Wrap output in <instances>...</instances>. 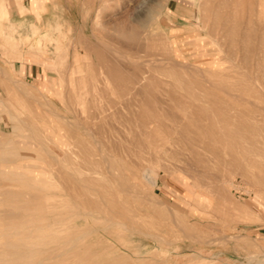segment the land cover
<instances>
[{
  "label": "bare ground",
  "instance_id": "1",
  "mask_svg": "<svg viewBox=\"0 0 264 264\" xmlns=\"http://www.w3.org/2000/svg\"><path fill=\"white\" fill-rule=\"evenodd\" d=\"M174 1L177 0H144L138 5L134 15L139 19L147 3L150 5L146 10L149 11L148 14L154 12L156 15L153 16L160 18L156 24L162 23L164 10ZM259 7L264 10V0H200L198 4L201 13L199 19L206 34L213 35L212 29L220 28L217 50L226 55L244 53L242 58L228 57L224 54L213 58L208 49L195 48L193 51L196 53L190 56L194 62H187L182 55L184 50L173 46L163 31L157 30L152 33L154 25L151 24L152 32L150 35L146 34L148 35L146 40H152L161 46L167 54H161L163 55L161 58L158 54L159 57L155 59L157 55L152 56L153 53L149 52L148 56L145 52L149 60L151 56L154 58L151 57L152 59L148 61V57L145 56L147 61L142 58L144 62L141 63L137 58V55H140L139 51L135 54L131 53V50L141 47L137 48V45L144 41L139 40L140 36L145 38V35H139L141 30H138V33L136 30L141 29L142 23H139L140 27L136 25L131 33L126 29V32L130 33L128 35L125 26H121L120 37L130 38L126 40L132 39L138 44L133 45L134 42H131L133 45L131 47V44L128 46V42L126 46L124 43L127 42L122 39L119 48L106 44L102 47L97 44L86 47L89 60L87 81L90 83L87 87L89 91L86 89L89 94L87 100L82 95L84 78L81 81L75 78L71 82H65L63 80L65 75L60 72L59 80L55 81L58 88L51 94L45 88V85L51 82L46 77L47 74L41 76L39 87L32 85L30 87L24 81L13 78L7 69L0 66V76L16 87L23 98L6 106L13 134L6 138L5 143L9 150L5 151L11 157V160L8 158L10 165L22 169L23 175H28L24 176L22 183H18L22 187L20 191L8 189V185L7 190L1 191L3 195L0 194L4 199L6 197L5 208L0 210V221L3 220L6 224L4 230L19 236L18 241L8 240L3 244L5 249L0 251V262L57 264L72 257L73 264H97L91 257V248L104 246L105 241L99 238V234L107 232V227L118 225L125 230L138 229L131 222L136 219H131L132 215L134 217L140 215L133 212L135 207H131V201L146 199L161 204L157 195L155 198L147 194L137 184L142 175H145V171H151L154 151L159 155L169 151L175 156L185 150L187 156L184 162L188 169L183 173L189 179L195 180L192 184L196 186L202 178L205 182H212L213 176L210 175L208 168L214 162L212 159L218 155L216 146L223 144L228 149L226 154L228 157L231 156L228 160L231 170L234 174L243 176V165L238 164L240 161L231 151L247 150L252 139H249V134L253 132L251 137L254 138L256 129L260 128L257 131L261 133L264 130V104L262 106L258 102L264 99V20L263 14L257 15L259 12L263 13ZM97 11L95 17L99 18L101 11L99 9ZM213 13L216 15L215 21L212 19ZM151 17L148 16V19ZM194 31L195 29L191 30V35H195ZM254 40H257L258 46L255 45L257 49H253L256 43ZM250 44L253 45L252 48L249 47ZM24 46L25 53L31 55L35 52L42 64L49 67L58 65L60 69L69 71L68 67L64 66L66 51L61 46L58 47L60 53L55 59H46L44 54L46 47L36 35L27 34L24 37ZM141 48L143 52L144 48ZM252 52L257 56L253 58V63H250L252 59L248 57ZM132 55L136 56V59ZM11 57L21 59V55L11 54ZM248 61L250 64L246 63ZM212 68H218L216 74H213ZM249 68H253L254 71L249 72ZM231 70L234 71L233 74ZM69 75L73 76L74 73L70 71ZM215 76L217 78L226 76L228 81L223 77L225 83H221L220 80L218 82V79H213ZM233 78L235 82H232V85L229 80L233 81ZM226 82L230 84L227 85ZM181 93L185 94L186 98L180 97ZM50 94L59 100L61 106L50 98ZM113 94L122 97L121 101L127 96V101L115 103L110 98ZM102 100L107 103L103 104ZM133 103L136 109L131 105ZM172 103L187 104V107L175 113ZM224 103L229 104L232 114L223 112L221 106H224ZM152 107L159 109L160 115L150 114L149 108ZM253 125L257 127L253 128ZM19 129H24L25 133L28 131V134L15 136ZM15 137L34 143L33 146L36 145L43 153V155L40 153L44 157L43 162L27 160L17 162L16 157L34 159L38 156L18 155ZM252 140L251 143L255 142ZM260 142L261 140L258 143L261 144ZM254 146L260 148L258 144ZM25 147L22 146L20 149ZM26 148L25 150H28L29 147ZM259 148L249 153L246 157L249 161L244 157L247 161L246 168L256 165V157L262 152V148ZM194 171L200 173L202 177L200 181H198L200 176ZM191 172L194 175L190 174ZM223 186L224 184H221L222 188ZM226 197L228 196L225 195L223 198L227 199ZM69 201H74L77 206L84 208L60 207ZM143 205L147 207L146 203ZM14 207L17 209H13ZM144 218L147 219L146 216ZM174 222H178L176 217ZM179 222L176 224L177 227ZM140 228L141 226L138 230ZM143 228L149 230L145 225ZM147 231L145 236L151 233V230L149 233ZM61 232L67 234L65 239L56 237ZM91 233H95L96 236L94 243L80 242V234ZM153 236L156 235L153 233ZM157 237L162 242L166 240L160 235Z\"/></svg>",
  "mask_w": 264,
  "mask_h": 264
},
{
  "label": "rangeland",
  "instance_id": "2",
  "mask_svg": "<svg viewBox=\"0 0 264 264\" xmlns=\"http://www.w3.org/2000/svg\"><path fill=\"white\" fill-rule=\"evenodd\" d=\"M142 1L144 0H90L92 13H77L75 19L76 26H80L82 22H85L86 27L83 30L85 33V37H79L75 39V44L73 45V47H71V50L70 47L68 48L66 46H61V48L65 49L66 51V60L64 66H67L69 71H64L63 68L60 69L58 65L49 67L45 64H42L37 58L36 53L32 52V54H34V57H29L27 59V66L25 67L24 75L21 76V59L18 60L11 57V55L9 54V45L4 43L1 38L0 66L4 67L7 70H12L13 75L11 73L10 75L12 77L14 76L13 78L24 81L30 87H39L41 76L47 74L46 77L51 82L47 83L45 85V88L51 94H53L54 90L58 88V85L57 83H55V81L59 80L60 72L65 75L63 79L65 80V82H71L75 78L81 81V79L84 78L82 95L85 100H87L89 98V94H87L89 89H87V87L90 86V83L87 81V79H89L87 72L89 70V60L86 47L93 46V44H97L102 47L104 46V44H106L110 47L119 48V46L122 45L121 42L123 39L120 37V34L122 36L121 26H125V32L128 30L127 32L130 31L131 33L133 29L140 25V22L142 23V27L139 26L141 29L136 30L137 33L138 30H141V32L139 31V35H145V38L140 36L139 41L144 39V41L142 40L143 43L138 41V44L132 39L130 41L126 40L130 38L123 39L124 42H127L124 43L126 44V46L128 45V42V46H130L131 42H134L133 45H136L137 43V48L138 46H144L142 47L144 49L139 47L138 49H136L137 51L133 48L131 50V53L135 54L139 51L138 54L140 55H137V58H139V60H137L141 63L147 61V58H145V56H147L149 52L151 54L153 53L152 56L157 55V57L155 56V59L159 56V58H161L163 55L167 54L164 49L161 46L157 45L155 42H153L152 40H146L147 36L150 35L152 31H154L152 33H155L157 30L163 31L168 39L171 40L173 46L184 50L182 52V55L184 56V60H186L187 62H194L192 61L190 56L193 53H196L195 51H193L195 48L208 49L209 54L213 58L219 57L220 55L224 54L220 53L217 50V42L219 39L218 35L219 33H221H218V31H220L218 29L220 28L214 26L215 29H212V31H214V36L208 35L206 34V30L199 19L201 16L200 11L198 10V4H200V0H177L176 2H170L168 7L163 12L164 21L159 24L156 23H158V20L160 18L158 16H153L156 15L153 14L154 12L148 14L149 11H146L149 9H147V6H150L149 4L147 5V3H145L146 5H144L145 7H143V9L145 10V14H141V17H143H140L139 19L135 17L134 14H136L138 5ZM7 2H9V0H0V23L5 29L10 25L11 21V14L8 12ZM61 2H63V5H61V18L62 20L64 19L66 21V3L64 2V0H61ZM77 2L82 3L83 0H76V3ZM26 5V1L24 5H18L17 22L19 25H21L24 20L22 6ZM79 5L82 6L84 4ZM84 6L86 8V5ZM97 9L101 11L99 18L95 17L96 12H98ZM258 9L262 10L263 13L259 12L257 15L260 16V14H263L264 20V10L260 7ZM2 11L5 12V17H3ZM150 15L153 18L151 17V19L149 20L148 16ZM212 16H214L212 17V19L213 21H215L216 15L214 14ZM132 20L135 23H133ZM144 21H147V23H145ZM129 22L131 23V25ZM36 23L40 26H44L45 19L41 18L38 21L36 20ZM92 24L93 29L91 28ZM151 24L154 25V29L152 27V31ZM193 29H195V35H191V30L193 31ZM127 32V35L130 34ZM22 33L23 30L21 28L20 34ZM146 34L148 35L146 36ZM213 40L216 42H213ZM255 42V44L253 43V49H257V47L255 46L256 44L258 46L257 40ZM140 43L143 45H140ZM251 44L249 45L250 48L253 47V45ZM133 45L131 47H133ZM140 48L143 52H141ZM68 49L69 53H67ZM254 52H252L251 54L248 53V55L250 54L248 58L252 59L250 63H253V58L255 59L257 56ZM143 53H145L146 55ZM149 54L148 56H150ZM158 54L160 55L158 56ZM243 54L234 53L224 55L233 58H242ZM134 55L132 56L136 59V56ZM151 57L150 60L154 58ZM50 58L54 59V56L51 55ZM142 58H145V60L143 59V61ZM150 60L148 57V61ZM246 63H249V61ZM252 69L253 68H249V72H253L254 70ZM212 70H210V72L212 71L213 74H216V70H218V68H212ZM70 71L74 73L73 76L69 75ZM231 73L233 74L234 71L232 72L231 70ZM228 76L231 75L228 74ZM215 77H213V79H218L217 81L219 82L220 80L221 83H225V81H228L227 78H225L226 76H222V78L224 77V79H226L225 81L224 79L222 80L221 76H218L221 79L217 78V76ZM228 78L231 79L230 77ZM232 80L233 81H229L231 83H234L235 78H233ZM230 82H226V84H230ZM19 94L20 93L18 89H16V87H14L10 82L0 76V142L4 140L0 144V192L7 190L8 187V189L20 191L22 187L21 184L19 185L18 183L23 182V180L25 179L24 176H28L26 174H22V169H17L15 168V166L13 167L12 165H10L11 157L10 155L8 156L9 153L7 154L9 148H7L8 146L5 143L6 138L8 136H12L13 134L10 128L11 119L6 106H8L10 103H15L17 101L19 102L20 100H23V98H21ZM51 94L50 98L54 100L56 104L61 106L59 100L55 99ZM180 97L186 98L185 94L183 93L180 94ZM110 98L115 103H121L123 102V100L124 102L127 101V96H125L121 101L122 97H120L118 94H113V96H110ZM101 102L103 104L107 103V101L105 102V100H102ZM258 102L262 105L264 104V99L258 100ZM131 105L134 109H136L135 103ZM171 106L173 108V112L179 113L181 109L187 107V104L172 103ZM221 107H223L224 110L226 109L225 111L223 110L224 113L228 115L229 113L232 114V110L229 109V104H225L224 106L222 105ZM61 110L64 111L63 108H61ZM149 112L150 114L154 113L156 115H160L161 113V111L156 107L149 108ZM253 126V128L257 127L255 125ZM224 127L226 126L224 125ZM226 129L228 128L226 127ZM19 130H17L15 136L20 134H28V131L27 133H25L24 129L20 131ZM257 130L258 129H256V137H251V135H253V132L249 134V139L252 138L256 142H252V144V139L250 140V145H248L247 147L249 150L247 149L242 151L234 149L231 151L232 153H234V155H236L238 161H240L238 162V164L242 163L240 164V166L243 165V176L234 174L230 166L228 165V160H230L229 158H231V156L228 157V155L226 154L228 152V149L223 144L222 146L217 145L216 147L218 155L212 159L214 160V162L212 163V166H209L208 168L210 175L213 176L212 182H205L200 176V173L198 171H194L197 176H200L199 178L196 176V179H199H197L198 181H200V178H202V181L198 182V185L196 186L192 184V182H194L195 180L189 179L183 173L184 170L188 169L186 163L184 162L185 157L187 156V152L185 150L175 156H172L173 154L171 155L169 151L165 153L163 152V154L161 155H159L157 151L152 152L154 156V164L152 165L153 167L151 171L144 172L145 175H143L145 177L142 175L141 180H139L140 182L138 181L137 184L147 194H151L153 196L157 195L158 198L157 196H155V198H157L161 204H155L146 199H141L142 201H140V199L131 201L130 205L132 208L138 207V209L134 208L133 212H137V214L140 215L143 220H147L149 222L147 223L143 221L140 216H138L140 218L139 219L138 217H134L132 215L131 220L136 219L137 221L133 220L131 222L134 224L135 228L139 229V226H141L140 230H142V232L138 229H136V231H131L125 230L118 225H111L107 227V232H104L103 235L102 233H98L100 236L99 238H101L103 242L105 241L104 243L106 245L104 244V246L106 247L103 246L99 248L98 246H94L93 248H91L90 254L93 260L95 262L97 261V264H264V130H262V133L261 131L258 132L260 128L258 131ZM3 134H5V138L1 136ZM259 135L262 137H260ZM258 136L260 139L258 138ZM258 140H261V144L258 143ZM3 142L5 143V145L2 144ZM15 142L18 145H16L17 149L19 150L17 152L16 149V153H19L18 155L21 154L26 156H38V158L36 157L34 159H23L22 157H16L15 160L17 162H21L24 160L36 163L43 162L44 157L41 156L43 155V153H41L36 145L33 146L34 143H32L30 140L20 138L18 139V137H15ZM20 144L23 147H29L28 150H25L26 147L24 149H20L22 147ZM254 144L260 145V148L258 146L257 148H262V152L261 155H257L256 157V165L254 167L246 168L247 161H245V158L249 156V153H253L257 150L256 146L253 147ZM31 149L33 150L31 151ZM3 150H6L7 152H4ZM26 151H29L30 153H27ZM8 158H10V160ZM147 172H149V174H146ZM190 174H192V172ZM230 180H232L233 182L230 183ZM221 184H224L223 187L225 189L221 187ZM14 185L16 186L14 187ZM0 194L3 195V192H1ZM224 194L228 196L226 197L227 199L223 198L225 197ZM2 195H0V199L2 200H0V210H3L5 208L4 203L6 197L4 199V196ZM221 195L223 197H221ZM146 201L149 204L151 203V206ZM135 202L138 203V205H135ZM143 203H146L147 207L143 205ZM60 207H66L69 209L84 208L83 206H77L74 201H69L65 206ZM13 209H17V207H14ZM133 212L132 214H134ZM144 216H146L147 219L144 218ZM172 217H174V219L176 217L178 222L180 220L181 223L179 222L178 227L176 225L178 222L175 223L176 221L174 222V219ZM137 218L142 221H139ZM164 218L167 220V222L166 220H164ZM138 221L139 223H137ZM164 221L169 225L167 226ZM142 222H145L146 224ZM149 223L151 225H148ZM5 225V221H0V251H3L5 249V246L3 244L6 241L19 240V236L17 234L9 233L8 231L4 230ZM144 225L146 229H149L148 231L151 230L152 234L147 230H143ZM146 225L149 227L147 228ZM179 225L181 227H179ZM154 228L157 229L155 230ZM145 231H147L150 235L147 234V236H145ZM153 233L156 236H153ZM157 235H160L162 239L163 237H165L164 240H166L162 242V240L158 238ZM56 237L58 239H65V237H67V234H63L61 232ZM95 238V233H91L89 235L80 234L79 236V240L81 243L85 241L94 243ZM67 262H69V264H73L74 260L71 257L69 258V260L59 262L57 264H68ZM0 264L10 263L0 262Z\"/></svg>",
  "mask_w": 264,
  "mask_h": 264
},
{
  "label": "crops",
  "instance_id": "3",
  "mask_svg": "<svg viewBox=\"0 0 264 264\" xmlns=\"http://www.w3.org/2000/svg\"><path fill=\"white\" fill-rule=\"evenodd\" d=\"M25 1L27 5L22 6L24 20L23 23L19 25L17 22L18 5H24ZM64 2L66 3V21L61 18V5H63L61 0H9V2H7L8 12L11 14V21L6 29L0 23V38L4 43L9 45L10 55H21V76L24 75L27 59L29 57H34V54L27 55L28 53L24 51V37L27 34L36 35V37L42 41V44L46 47L44 48V50L46 49L44 53L46 59H51V55L54 56V59L57 58L59 55V46L70 47L71 50V47L75 44V39L85 37L83 31L86 27L85 22H82L80 26H76L75 19L77 13H92L90 0H83L82 3H76V0H64ZM79 4L86 5V8L84 5H82V7ZM2 12L3 17H5V12ZM41 18L45 19L44 26H40L36 23V20L38 21ZM21 28L23 30L22 34H20ZM91 28L93 29V24ZM67 53H69V49ZM9 71L13 75L12 70Z\"/></svg>",
  "mask_w": 264,
  "mask_h": 264
}]
</instances>
